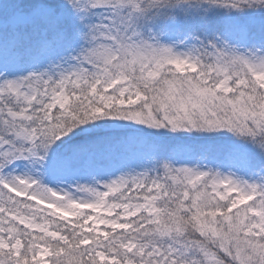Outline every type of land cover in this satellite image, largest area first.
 <instances>
[{"label": "snow or ice", "instance_id": "obj_1", "mask_svg": "<svg viewBox=\"0 0 264 264\" xmlns=\"http://www.w3.org/2000/svg\"><path fill=\"white\" fill-rule=\"evenodd\" d=\"M0 264H264V0H0Z\"/></svg>", "mask_w": 264, "mask_h": 264}]
</instances>
